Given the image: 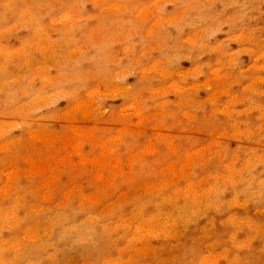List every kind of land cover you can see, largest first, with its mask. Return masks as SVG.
<instances>
[{"label":"rangeland","instance_id":"1","mask_svg":"<svg viewBox=\"0 0 264 264\" xmlns=\"http://www.w3.org/2000/svg\"><path fill=\"white\" fill-rule=\"evenodd\" d=\"M0 207V264H264V0H0Z\"/></svg>","mask_w":264,"mask_h":264},{"label":"bare ground","instance_id":"2","mask_svg":"<svg viewBox=\"0 0 264 264\" xmlns=\"http://www.w3.org/2000/svg\"><path fill=\"white\" fill-rule=\"evenodd\" d=\"M10 2H11V1H10ZM10 2H9V3H10ZM7 3H8V2H7ZM9 3H8L7 5H9ZM32 18H34V17H32ZM187 42H188V41H187ZM247 164H248V161H247ZM247 164H246V165H247ZM231 174H232V173H231ZM227 176H228V175H227ZM233 178H234V177H233ZM248 183H249V182H248ZM211 189H212V187H211ZM203 190H204V189H203ZM234 199H235V198H234ZM233 201H234V200H233ZM19 205H20V204H19ZM1 207H2V209H3V206H1ZM1 207H0V208H1ZM4 210H5V209H4ZM5 212H6V210H5ZM6 213H7V212H6ZM60 213H61V212H60ZM0 215H1V214H0ZM58 216H59V215H58ZM65 216H66V215H65ZM65 216H64V217H65ZM3 217H5V215H3ZM62 217H63V216H62ZM64 217H63V218H64ZM56 218H57V217H56ZM168 218H169V217H168ZM64 219H66V218H64ZM89 219H90V218H89ZM160 219H161V217H160ZM162 219L164 220V218H162ZM162 219H161V220H162ZM53 220H54V219H53ZM55 220H56V219H55ZM91 220H93V218H92ZM41 221H42V220H41ZM44 221H45V220H44ZM46 221H47V219H46ZM56 221H58V220H56ZM85 221H86V220H85ZM87 221H88V220H87ZM148 221H149V220H148ZM19 222H20V221H19ZM51 222H52V221H51ZM61 222H64V220H61ZM61 222H59V223H61ZM89 222H90V220H89ZM94 222H95V221H93V223H94ZM153 222H154V221H153ZM2 223H3V222H2ZM35 223H37V221H36ZM39 223H41V222H39ZM47 223L49 224V222H47ZM70 223H71V222H70ZM86 223H87V222H86ZM90 223H92V222H90ZM0 224H1V223H0ZM7 224H8V222H7ZM45 224H46V223H45ZM53 224H58V222H57V223H53ZM53 224H52V225H53ZM82 224H84V222H82ZM161 224H162V222H161ZM166 224H167V223H166ZM29 225H30V224H29ZM39 225H40V224H39ZM70 225H71V224H70ZM84 225H85V224H84ZM87 225H89V224L87 223ZM91 225H92V224H91ZM103 225H104V224H103ZM141 225H142V224H141ZM141 225H140V226H141ZM158 225H159V224H158ZM163 225H164V227H165V224H163ZM1 226H2V225H1ZM12 226H13V225H12ZM34 226H35V225H34ZM43 226H44V225H43ZM50 226H51V225H50ZM55 226H56V225H55ZM77 226H78V225H77ZM155 226H156V225H155ZM35 227H36V226H35ZM35 227L33 228V230L36 229ZM38 227H39V226H38ZM45 227H46V226H45ZM48 227H49V226H48ZM65 227H66V226H65ZM65 227H62L61 231L59 230V232H62L63 230H65V229H66ZM85 227H87V226H85ZM101 227H102V226H101ZM7 228H8V227H7ZM46 228H47V227H46ZM49 228H50V227H49ZM76 228H77V227H76ZM78 228H79V227H78ZM78 228H77V229H78ZM80 228H81V226H80ZM89 228H90V227H89ZM142 228H144V227H142ZM142 228H141V229H142ZM156 228H158V227H156ZM161 228H163V227H161ZM38 229H39V228H38ZM38 229H36V231H37ZM68 229H70V228L68 227ZM68 229H67V230H68ZM72 229H73V228H72ZM77 229H76V231H77ZM144 229H145V228H144ZM146 229H147V228H146ZM158 229H160V228H158ZM166 229H167V228H166ZM166 229H165V230H166ZM46 230H47V229H46ZM81 230H82V229H81ZM138 230H139V229H138ZM156 230H157V229H156ZM162 230H163V229H162ZM25 231H26V230H25ZM34 231H35V230H34ZM49 231H50V230H49ZM68 231H70V230H68ZM76 231H75V232H76ZM163 231H164V230H163ZM42 232H43V231H42ZM51 232H53V231H51ZM55 232H56V231H54V233H55ZM73 232H74V231H73ZM78 232H80L79 229H78V231H77L76 233H78ZM83 232H84V231H83ZM152 232H153V231H152ZM156 232H157V231H156ZM159 232H160V230H159ZM26 233H27V232H26ZM44 233H45V232H44ZM46 233H47V231H46ZM46 233H45V234H46ZM66 233H67V232H66ZM71 233H72V231H71ZM71 233H70V234H71ZM142 233H143V232H142ZM27 234H29V233H27ZM35 234H36V232H35ZM45 234H44V236H45ZM48 234L50 235L49 232H48ZM48 234H47V235H48ZM64 234H65V232H64ZM67 234H68V233H67ZM67 234H66V236H67ZM80 234H81V233H80ZM82 234H83V233H82ZM31 235H32V234H31ZM38 235H39V234H38ZM38 235H37V236H38ZM62 235H63V233H62ZM50 236H51V235H50ZM50 236H49V237H50ZM66 236H65V237H66ZM38 237H41V236H38ZM62 237H63V236H62ZM29 238H30V235H29ZM32 238H33V237H32ZM56 238H57V237H56ZM27 239H28V238H27ZM18 240H19V239H18ZM35 240H36V239H35ZM45 241H47V240H45ZM1 242H5V241H2V239H1ZM16 242H17V241H16ZM23 242H24V241H23ZM29 242H30V241H29ZM14 243H15V242H14ZM42 243H43V242H42ZM0 245H1V243H0ZM2 245H4V244H2ZM23 245H24V244H23ZM11 246H12V245H11ZM13 246H14V244H13ZM24 246H25V245H24ZM9 247H10V246H9ZM15 248H16V247H15ZM40 248H41V246H40ZM46 248H47V247H46ZM28 249H29V248H28ZM42 249H43V248H42ZM44 249H45V248H44ZM3 250H4V249H3ZM23 250H24V249H23ZM0 255H1V254H0ZM22 255H23V254H22ZM14 256H15V255H14ZM14 256H13V258H14ZM17 257H18V256H17ZM15 259H16V258H15ZM2 261H3V260H2ZM2 261H1V262H2ZM7 264H8V263H7Z\"/></svg>","mask_w":264,"mask_h":264}]
</instances>
